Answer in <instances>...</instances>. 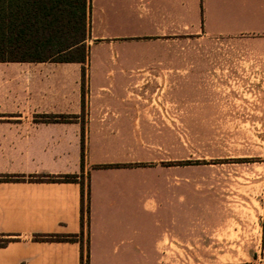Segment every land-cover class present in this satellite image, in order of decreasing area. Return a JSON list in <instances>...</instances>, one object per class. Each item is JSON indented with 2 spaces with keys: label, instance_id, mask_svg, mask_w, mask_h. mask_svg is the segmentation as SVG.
Wrapping results in <instances>:
<instances>
[{
  "label": "crops",
  "instance_id": "0c3cea01",
  "mask_svg": "<svg viewBox=\"0 0 264 264\" xmlns=\"http://www.w3.org/2000/svg\"><path fill=\"white\" fill-rule=\"evenodd\" d=\"M87 7L85 62L54 61L49 49L42 58H0V173L79 174L0 180V235L12 239L0 246V264H81L79 241L36 237L82 231L81 180L90 187L89 264L186 259V188L164 187L138 165L143 133L186 129V115L141 107L140 85L150 74L183 84L180 95L190 75L203 77L181 70L188 66L178 37L264 40V0H87ZM260 250L264 260V228Z\"/></svg>",
  "mask_w": 264,
  "mask_h": 264
},
{
  "label": "rangeland",
  "instance_id": "374dc122",
  "mask_svg": "<svg viewBox=\"0 0 264 264\" xmlns=\"http://www.w3.org/2000/svg\"><path fill=\"white\" fill-rule=\"evenodd\" d=\"M174 41L188 66L181 70L203 71V77L190 75L180 95L174 91L183 84L150 74L139 89L141 107L186 115V129L156 126L140 140L138 165L164 187L177 181L187 190V258L163 264H264V40L245 35ZM92 58L99 59L97 48Z\"/></svg>",
  "mask_w": 264,
  "mask_h": 264
},
{
  "label": "trees",
  "instance_id": "16d2710c",
  "mask_svg": "<svg viewBox=\"0 0 264 264\" xmlns=\"http://www.w3.org/2000/svg\"><path fill=\"white\" fill-rule=\"evenodd\" d=\"M0 58L20 55L23 58H42L43 50L53 53L54 61L87 60L86 45L80 42L87 36V0H0ZM6 17V18H5ZM15 52V53H14ZM85 70L83 69V102ZM84 166V148L82 150ZM79 174H19L0 173V180L78 181ZM82 231L72 234H40L39 239L72 240L81 244V264H89L90 242L84 228L90 220V187L81 180ZM12 239L0 235V246Z\"/></svg>",
  "mask_w": 264,
  "mask_h": 264
}]
</instances>
